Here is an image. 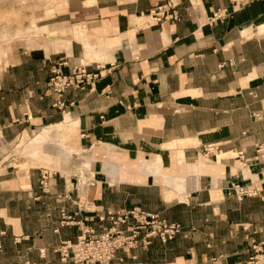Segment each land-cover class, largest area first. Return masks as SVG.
<instances>
[{
    "label": "crops",
    "instance_id": "obj_1",
    "mask_svg": "<svg viewBox=\"0 0 264 264\" xmlns=\"http://www.w3.org/2000/svg\"><path fill=\"white\" fill-rule=\"evenodd\" d=\"M58 3L52 15L38 9L31 29L42 34L12 43L0 70V264H74L57 249H75L79 224L102 231L110 221L100 216L133 207L183 230L122 249L112 264H247L264 242V165L254 159L264 142V0ZM164 4L180 19L145 20ZM220 9L229 15L210 24ZM63 62L65 73L83 65L98 77L59 108L48 83ZM52 136L63 155L45 148ZM235 151L244 156L226 158ZM30 156L42 165L20 173ZM87 168L96 184L78 189ZM238 183L260 195L239 197Z\"/></svg>",
    "mask_w": 264,
    "mask_h": 264
},
{
    "label": "built area",
    "instance_id": "obj_2",
    "mask_svg": "<svg viewBox=\"0 0 264 264\" xmlns=\"http://www.w3.org/2000/svg\"><path fill=\"white\" fill-rule=\"evenodd\" d=\"M237 4V1H235ZM229 9L217 10L210 17V24H214L229 15ZM144 16V15H143ZM145 20L153 22H165L167 20H179L180 13L177 6L172 4L158 5L152 9ZM66 65L65 62L60 63L52 68V76L49 80L50 89L59 97L56 106L62 108L64 102L62 98L71 88H84L98 75L87 72L85 66H76L70 73L63 72L61 66ZM215 145L205 147L206 153H213ZM237 156H244L238 153ZM254 159L257 164L264 165V142L256 146ZM49 173L43 175L42 185L47 186L46 179ZM96 184L95 175L87 168L77 180L78 189H85L88 186ZM239 197L258 196L260 192L252 185L238 183L234 186ZM100 221L109 220L110 225L104 227L102 231H98L94 226L79 224L81 234L75 245L70 241H64L57 249L62 256V260H71L74 264H112L116 259L120 250L125 248H135L141 243H149L152 238L158 237L163 242L174 239L183 230V225L178 222H169L158 213H151L140 207L131 209L109 210L106 215L100 216ZM72 216L66 210H62V223H72ZM73 250L71 253L70 250ZM255 251L247 264H255L259 262V255H264V242L252 245ZM30 264V263H26Z\"/></svg>",
    "mask_w": 264,
    "mask_h": 264
},
{
    "label": "rangeland",
    "instance_id": "obj_3",
    "mask_svg": "<svg viewBox=\"0 0 264 264\" xmlns=\"http://www.w3.org/2000/svg\"><path fill=\"white\" fill-rule=\"evenodd\" d=\"M19 0H0V70L7 64L10 63L9 61V53L8 51L10 50L11 44H20L23 41H27V36H29V41H31V44L34 45L35 42V36L36 35H41L42 31L41 30H33L32 25L33 23H37L38 17L36 16V12L38 9H42V7L46 8V12L48 14L56 13L58 11L62 10V7L59 6L58 2H67L68 0H24L27 2V5L23 10H21L20 5H14L17 3ZM20 2V1H19ZM39 4V5H38ZM57 4V5H54ZM28 10V14L23 15V20H22V11L25 12ZM29 19L28 23L24 22V20ZM28 24V28H27ZM6 25L11 26L13 25L14 29H17L15 32L13 38H10V36H6L7 30L10 28L6 29ZM35 28V27H34ZM23 30V32H21ZM25 30V31H24ZM27 30V32H26ZM67 139V141H70L72 144L75 145L77 142L76 140L79 138V134L76 132H72L71 134L68 132L67 135L62 136V138ZM59 141L55 140L54 137L52 136L49 138L45 145V148H49L48 152L50 150L51 154L55 152L57 155L59 152L63 155V150L59 149L58 144ZM63 145V144H62ZM48 146V147H47ZM20 150L19 147L15 149V152ZM47 150V149H46ZM80 150V149H79ZM78 152V151H76ZM14 154V152H13ZM238 155V152H230L227 154V157H235ZM45 161H49L48 163L52 162V155H45ZM43 161L42 156L35 158L30 156V159L28 161L24 162L23 165L17 167L19 169L20 173L28 171L31 167H37L41 166ZM17 169V170H18ZM260 263L259 264H264V257L259 258ZM171 264H192L190 261H177L175 263ZM257 264V263H255Z\"/></svg>",
    "mask_w": 264,
    "mask_h": 264
}]
</instances>
